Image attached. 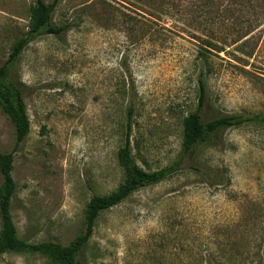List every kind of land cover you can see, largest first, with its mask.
Wrapping results in <instances>:
<instances>
[{"label":"rangeland","instance_id":"1","mask_svg":"<svg viewBox=\"0 0 264 264\" xmlns=\"http://www.w3.org/2000/svg\"><path fill=\"white\" fill-rule=\"evenodd\" d=\"M53 1L61 33L30 41L12 69L25 84L29 119L17 147L0 109V151L13 154L17 237L66 245L84 232L90 198L124 178L117 152L128 104L137 165H169L181 149L183 118L198 106L202 70L204 118L258 117L196 151L200 167L228 182L211 185L184 169L139 187L100 213L78 260L264 264V0H45ZM33 3L0 0V63L28 30ZM0 264L55 263L8 251Z\"/></svg>","mask_w":264,"mask_h":264},{"label":"trees","instance_id":"2","mask_svg":"<svg viewBox=\"0 0 264 264\" xmlns=\"http://www.w3.org/2000/svg\"><path fill=\"white\" fill-rule=\"evenodd\" d=\"M55 2L46 3L45 0H34L30 8V22L28 30L18 39L7 59L0 63V109L10 119L15 135V147L19 146L29 131V119L25 108L23 92L25 84L12 76V69L25 46L38 36L44 34L59 35L62 27L52 21ZM199 101L197 108L189 112L182 121L181 149L176 158L162 168L148 171L135 162L131 153L132 115L131 105H127L124 123V142L118 149V164L124 171L121 183L111 192L104 195H93L85 209V230L70 243L63 245L59 242L43 241L27 243L17 237L16 228L10 211L12 198L17 185L12 177V152L0 151V255L8 252L32 251L40 253L55 264H80L78 256L84 251L92 235L95 222L104 210L124 201L139 187L158 183L178 171L192 169L204 182L211 185H222L228 178L222 172H215L198 165L197 152L203 146L217 145L220 132L230 127H238L247 122L254 123L258 117L243 113H220L211 118H204L202 107L206 99V84L204 72L198 74Z\"/></svg>","mask_w":264,"mask_h":264}]
</instances>
